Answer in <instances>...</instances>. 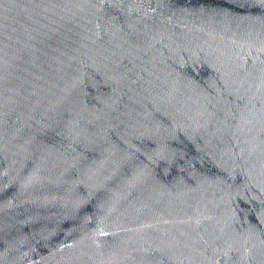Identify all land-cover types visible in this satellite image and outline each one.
Masks as SVG:
<instances>
[{
	"label": "water",
	"instance_id": "95a60500",
	"mask_svg": "<svg viewBox=\"0 0 264 264\" xmlns=\"http://www.w3.org/2000/svg\"><path fill=\"white\" fill-rule=\"evenodd\" d=\"M0 264H264V0H0Z\"/></svg>",
	"mask_w": 264,
	"mask_h": 264
}]
</instances>
